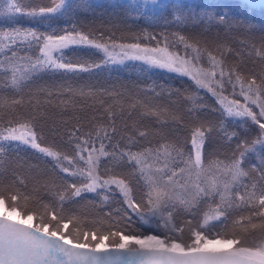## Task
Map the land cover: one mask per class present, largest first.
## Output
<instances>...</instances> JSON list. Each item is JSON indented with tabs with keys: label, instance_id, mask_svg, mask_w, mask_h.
<instances>
[{
	"label": "snow or ice",
	"instance_id": "6c2138e0",
	"mask_svg": "<svg viewBox=\"0 0 264 264\" xmlns=\"http://www.w3.org/2000/svg\"><path fill=\"white\" fill-rule=\"evenodd\" d=\"M115 7L119 14L109 16L130 32L147 26L131 32L132 42H105L103 33L96 38L78 27L81 12L96 10L89 0H0V168L13 152L32 150L40 162L31 185L0 172V264H264V63L248 74L239 52L204 36L213 27L259 31V46L240 43L264 61V25L227 11H196L183 0ZM243 7L264 11V0H244ZM169 28L176 29L173 39ZM188 28L200 31L189 36ZM152 70L193 85L154 83L143 98L129 97L132 112L142 109L160 125L152 130L127 122L118 128L125 108L108 105L99 120L92 117V130L74 126L57 148L44 142L34 116L18 111L46 78ZM77 91L113 95L88 83ZM165 96L184 104L156 102ZM185 117L193 122L190 136L169 139L164 126L185 127ZM224 145L232 150L221 159ZM87 205L97 211L83 212ZM189 217L200 222L193 226Z\"/></svg>",
	"mask_w": 264,
	"mask_h": 264
},
{
	"label": "trees",
	"instance_id": "16d2710c",
	"mask_svg": "<svg viewBox=\"0 0 264 264\" xmlns=\"http://www.w3.org/2000/svg\"><path fill=\"white\" fill-rule=\"evenodd\" d=\"M126 0H89V3L96 6L94 13L81 12L78 18V27L84 31H91L96 38L100 37V33H103L104 41H109L111 37L112 41H133L131 32H138L140 28L147 27L141 22L140 27H132L131 32L118 21V17H110L109 13L119 14V9L115 5L120 3H126ZM183 3L191 5L196 11L210 10L217 13L227 11L230 15L235 17H246L255 22L257 28L260 25H264V11L261 10H249L243 7L244 0H183ZM176 29L169 28V38L171 33ZM148 32L159 33L163 31L161 28H147ZM185 34L191 36L200 31V29H184ZM204 36L209 40H217L225 44L230 45L235 52L241 54L245 71L251 74L253 71H259V67L264 61H260L255 55H249L250 48H246L240 43L241 39H246L249 44L255 43L259 46L261 41V34L256 31L251 36H248L246 32L239 28H233L229 31L226 28L213 27L211 31L205 32ZM159 39V36L157 37ZM141 43L155 44V41L141 40ZM229 62H235V55L228 57ZM85 83L91 85L92 88L97 90V93H104L105 90L113 92V95L97 94L95 96H80L78 89ZM161 84L165 87L180 88L181 90L187 88L190 91L193 90V85L187 78L176 76L175 74H169L166 72L152 70L148 74H140L137 72L125 71L120 73L102 74L91 79L85 78L84 80H42L38 86H34L32 94H26L24 97V105L18 111L23 116H34L35 127L37 132L42 136L46 144L55 143L57 148H64L61 138H67V133L73 130V127H78L82 132H88L93 128V119L95 115L98 120L101 117L103 108L108 105L115 106V110L119 112L120 105L125 108V114L119 117L116 121V126L120 129L124 128V123L129 125H135L141 130H152L153 128L160 127L154 118H149L141 115L142 109H137L132 112L128 108L129 97H141L143 98L146 93L145 89L150 88L153 84ZM36 87L47 89L46 91H36ZM73 89L72 92L68 91V88ZM159 91V89H157ZM229 91V88L226 90ZM123 93L122 96H117L115 93ZM51 93V94H49ZM203 99L212 106H218L215 99H213L207 93L201 91ZM31 101V103H29ZM103 101V105L101 104ZM170 101L172 103H170ZM157 103H163L168 107L183 106L184 102L176 96L171 98L165 96L161 101ZM18 118V117H15ZM168 119V117H162ZM7 116H5L4 122L7 123ZM106 122V121H102ZM185 127H178L174 124H167L164 126L165 131L168 132V138L174 139L177 136L180 138H188L190 136V128L193 126V122L188 121L185 117ZM231 148L228 145H224L220 154V158L223 159L225 155L231 152ZM40 163L36 155L32 150L22 151L19 153H11L6 155L3 160V167L0 168V172L4 177H11L13 174L25 179L29 185L37 175V164ZM43 165H41L42 167ZM43 183L45 178L40 177ZM86 213H94L97 209L91 205L82 209ZM191 219L194 218L191 217ZM200 222L199 220L193 222L194 225ZM219 224V222H213ZM136 227H140L139 224ZM218 230V228L216 229ZM187 233V228H186ZM186 239V238H185Z\"/></svg>",
	"mask_w": 264,
	"mask_h": 264
},
{
	"label": "rangeland",
	"instance_id": "374dc122",
	"mask_svg": "<svg viewBox=\"0 0 264 264\" xmlns=\"http://www.w3.org/2000/svg\"><path fill=\"white\" fill-rule=\"evenodd\" d=\"M126 1H127V0H126ZM170 39H173V37H171ZM105 42H109V41H105ZM114 42H116V43H121V42H123V43H128V42H132V41H114ZM151 45L154 46L155 44H151ZM230 93H231V89L229 88V91H226L225 94H226V95H230ZM230 98H231V96H230ZM236 98H240V97L237 96ZM3 177H4V176H3ZM4 178H7V177H4ZM88 206L91 207V205H87V207H88ZM189 219H191V217H189ZM197 220L200 221V218H199V217L194 218V221H193V222H195V221H197ZM178 222L182 223V220H180V221H178ZM193 226H194V223H193ZM185 238L187 239V235L185 236Z\"/></svg>",
	"mask_w": 264,
	"mask_h": 264
}]
</instances>
